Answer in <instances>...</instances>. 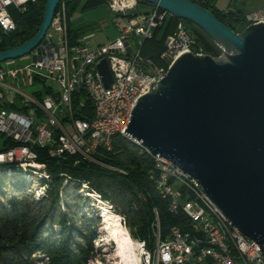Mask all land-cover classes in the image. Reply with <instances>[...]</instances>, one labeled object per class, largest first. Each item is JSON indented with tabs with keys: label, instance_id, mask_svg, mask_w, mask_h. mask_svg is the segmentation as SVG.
<instances>
[{
	"label": "built area",
	"instance_id": "1",
	"mask_svg": "<svg viewBox=\"0 0 264 264\" xmlns=\"http://www.w3.org/2000/svg\"><path fill=\"white\" fill-rule=\"evenodd\" d=\"M30 1L34 0H0V34L15 29L9 8H22ZM105 2L122 18L116 20L114 39L92 46L89 35L70 45L65 25L54 18L35 49L0 63V141L14 143L17 156L34 159L32 146L39 145L51 155L68 153L96 161L98 149L109 151L107 131L126 128L144 86L162 78L181 52L200 53L194 51L195 40L189 36L188 27L179 21L166 37L159 55L161 65H156L141 56L140 47L169 14L157 6L134 12L138 0ZM258 22H264V5L242 15L243 28ZM101 59L107 61L112 75L108 87L96 70ZM78 91L84 96L75 98ZM86 100L92 105L89 117L83 110ZM152 156V175L163 188L160 198L167 200L170 212L182 213L185 222L184 228L170 227L161 237L154 209L150 252H143L140 242L145 260H152V264H264L260 246L240 232L215 204L222 229H214L195 202V194L208 195L194 178L171 166L167 159ZM224 235L232 236V244H224Z\"/></svg>",
	"mask_w": 264,
	"mask_h": 264
},
{
	"label": "water",
	"instance_id": "2",
	"mask_svg": "<svg viewBox=\"0 0 264 264\" xmlns=\"http://www.w3.org/2000/svg\"><path fill=\"white\" fill-rule=\"evenodd\" d=\"M71 1L46 0L36 33L0 51V63L35 49L58 4ZM141 1L193 23L220 53L185 50L177 55L166 74L154 79L135 101L124 137L194 178L264 253V22L235 32L191 0ZM96 70L108 87L112 75L107 61L101 59ZM9 143L0 141V165L14 171L46 172L34 150L39 145L32 146L35 158L27 159L17 156L15 144Z\"/></svg>",
	"mask_w": 264,
	"mask_h": 264
},
{
	"label": "trees",
	"instance_id": "3",
	"mask_svg": "<svg viewBox=\"0 0 264 264\" xmlns=\"http://www.w3.org/2000/svg\"><path fill=\"white\" fill-rule=\"evenodd\" d=\"M45 1L46 0H34L25 4L22 8H9L11 17L15 22V29L9 33L0 34V51L18 46L36 33L42 21ZM191 1L209 10L219 22L235 32L239 31L240 25L243 26L242 15L244 12L242 10H235L230 6L225 10H220L215 7V0ZM81 2L82 9H88L96 7L98 4L105 2V0H73L71 2H61L57 6L55 14L61 4L70 8V11L73 12ZM138 3L143 6H153L141 0H138ZM179 21L188 27L190 34L194 38V51L212 56L219 55L220 52L211 39L196 25L187 20L168 15L162 26L154 30L153 36L143 41L140 47L141 56L145 59H152L158 63L159 54L164 48V40L169 34L174 32L176 24ZM164 26L166 27L163 38L156 42V34L160 32ZM81 37L82 32L72 29L70 24H68L66 30V39L68 43L70 45L76 44ZM153 41L156 42H154V53L151 51L146 52L144 46ZM81 96H84V92L78 91L75 98H80ZM75 109H78V107L75 106ZM83 110L88 117L92 115V105L89 100H86ZM12 144L13 143H9V145ZM34 150L37 152L39 160L46 166L47 182L43 185L46 187L45 192L49 203L45 208L46 210L43 211V217L48 214L50 215L51 208L53 209L55 206L59 207L57 191L62 181L67 179V182L74 188H79L81 183L89 184L95 191L99 192L101 197L113 201L114 203H128V194L134 196L133 198H136V195H140L142 199L139 201L137 200L138 203L136 206L124 204L123 213L125 217H128L130 225L129 230L132 237L145 240L148 248H151L153 245L151 224L154 221V209H156L158 214L161 237L165 236L170 227L177 226L184 228L185 216L182 213L174 214L170 212L168 210L167 200L161 199L154 189V182L150 179L154 167L152 156L143 152L137 144L127 138L121 135L114 136L109 151L103 149L97 150V155H94L96 161H88L82 159L78 155L64 154L61 156H50L47 152V148L40 146H34ZM97 161L104 165L99 164ZM0 167H3L5 170V178L22 174L21 172L8 170L5 165H0ZM42 182L44 183L45 180ZM16 186L27 191V189H23V184L20 182L16 184ZM6 201L12 213V217L8 221H16V217H20L21 214L25 215V211L22 213V211L18 209L14 197H7ZM5 202L0 201V209L2 211L6 210V206H4ZM59 218L60 219L57 221L60 223V233H67L70 227L69 217L62 214ZM20 219L27 221V219L19 218V220ZM37 220L32 223L27 221L28 223H25L23 230L18 232L19 237L16 242L17 252L23 255H29L31 252L38 250H46V253L53 251L51 257L59 263L58 261L60 260L57 259V257H59L57 254L61 253L63 257L66 255L63 252L66 249L68 238L66 237L67 239L62 241V244L60 243L61 246L58 250L54 246L58 243L53 238L56 233H54V230L50 227L54 220L52 218L50 219L51 222L49 223V227L51 229L48 230L44 229L46 226H40L38 223L39 220L36 222ZM24 262L26 264H31V260L28 259H24Z\"/></svg>",
	"mask_w": 264,
	"mask_h": 264
},
{
	"label": "rangeland",
	"instance_id": "4",
	"mask_svg": "<svg viewBox=\"0 0 264 264\" xmlns=\"http://www.w3.org/2000/svg\"><path fill=\"white\" fill-rule=\"evenodd\" d=\"M214 3L215 7L220 10H225L230 6L235 10L239 9L245 12L263 6L264 0H215ZM149 7L150 6L139 4L133 11L143 12L149 9ZM54 18L61 23V25H65L66 30L68 24H70L72 29L81 31L83 38L93 33V38L101 39L106 42L116 37V20L122 19L110 10L106 2H102L96 7L88 9H82L81 2L73 12L70 11V8L61 4ZM165 27L166 26L156 34V42L163 38ZM242 28L243 26L240 25L239 31ZM52 33L54 32L52 31ZM155 41L147 43L144 46L146 52L154 51ZM154 63L156 65H161L160 60L158 63L155 61ZM97 162L103 164L99 161ZM4 174V168L0 167V201L5 202L7 197H14L18 209L21 210L22 213L25 211V215L20 213L22 217H16V221H8L12 217L8 202L6 201L4 205L6 206V210L2 211L0 209V264H26L24 259L31 260V264H110V259L105 251L106 231L103 230L102 208L105 207L106 209V199L101 197L98 191H95L87 183H81L79 188H74L67 182V179H65L62 181L57 191L59 207L55 206L53 209L51 208L50 215L48 214L43 217V211L46 210L45 208L49 203L45 192L46 187L43 185L47 182V178L36 177L37 174L25 175L28 173L5 178ZM44 180L45 182L43 183L42 181ZM19 182L23 184V189H27V191L16 186ZM133 197L134 196L128 194V203L124 202L123 204L107 200L111 203L113 208L112 212L115 215L124 216L128 229L130 225L128 217H125L123 213L124 204L136 206L138 201L142 199L140 195H136V198ZM62 214L69 217L70 227L67 233H60V223L57 220L60 219L59 217H61ZM19 218L27 219L29 223L38 219L39 222L38 220L36 222H38L40 226H46L44 229L48 230L52 228L54 233H56L53 238L58 243L54 246L58 250L62 241L68 238L66 249L64 252L62 251L66 255L63 257L61 253L57 254L59 256L57 259L60 260L58 261L59 263L51 257L53 251L46 253V250H38L31 252L29 255H23L17 252L16 242L19 237L18 232L23 230L25 223H28L21 219L20 221ZM51 218L54 221L50 225ZM114 244V242L108 240V249L113 250V248H115Z\"/></svg>",
	"mask_w": 264,
	"mask_h": 264
},
{
	"label": "bare ground",
	"instance_id": "5",
	"mask_svg": "<svg viewBox=\"0 0 264 264\" xmlns=\"http://www.w3.org/2000/svg\"><path fill=\"white\" fill-rule=\"evenodd\" d=\"M182 25L184 24L182 23ZM189 36L191 37L192 40H194L190 32H189ZM149 84L150 83H148V86ZM148 86H144L143 91ZM124 130L125 129L107 131L106 143H107V147L109 150L111 147V142H112L113 137L116 135H121L124 137ZM130 141L137 144L141 148V150L145 152L146 154L148 155L152 154L147 147L140 146L138 143H136L133 140H130ZM169 163L171 166H175L170 161ZM153 166H154V163H153ZM16 172L28 173L25 175L37 174L36 177H39V178L47 177V174L44 171L40 173L30 172V171H16ZM150 179H152L154 182V189L156 193L159 195V197H163V188L159 187L156 179L153 177L152 174L150 175ZM195 202L197 205H201L202 211L206 213L207 220L210 222H213L214 229H222V221H220V213L215 207L213 201L209 197H205V195L203 194H195ZM102 210H103V230L106 231V240H105L106 250L105 251H106L108 258L110 259V264H152V260H145V256L142 255L140 251V242H142L143 252H150L151 248L147 247V243L145 240L135 239L131 237L132 235L126 226L124 216H120V218H118V215H115L112 212L113 210L112 205L107 200H106V209L105 207H103ZM108 240H111L112 242L115 243L114 244L115 248H113V250L108 249ZM224 244H232L231 235H224Z\"/></svg>",
	"mask_w": 264,
	"mask_h": 264
},
{
	"label": "crops",
	"instance_id": "6",
	"mask_svg": "<svg viewBox=\"0 0 264 264\" xmlns=\"http://www.w3.org/2000/svg\"><path fill=\"white\" fill-rule=\"evenodd\" d=\"M148 10V9H147ZM147 10H145V11H147ZM91 36H92V40H91V45L92 46H95V45H97V44H102V43H106V41H103V40H101V39H95V38H93L94 36H93V33L91 34ZM83 38V37H82ZM80 40V39H79ZM109 41V40H108ZM107 41V42H108Z\"/></svg>",
	"mask_w": 264,
	"mask_h": 264
}]
</instances>
